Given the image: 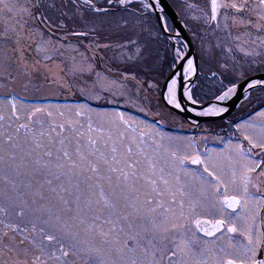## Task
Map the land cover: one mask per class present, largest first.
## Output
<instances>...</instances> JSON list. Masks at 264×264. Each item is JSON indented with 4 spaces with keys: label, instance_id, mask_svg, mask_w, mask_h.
Segmentation results:
<instances>
[{
    "label": "snow or ice",
    "instance_id": "6c2138e0",
    "mask_svg": "<svg viewBox=\"0 0 264 264\" xmlns=\"http://www.w3.org/2000/svg\"><path fill=\"white\" fill-rule=\"evenodd\" d=\"M191 7L189 4L188 8ZM14 8V4L0 0V14L5 11L12 13ZM221 9L225 10L222 18ZM227 10L234 12L229 14ZM22 12L27 19L19 22L18 30L13 29L14 35L0 34V69L7 73L10 81L14 79L8 72L12 64L23 66L24 74L30 77L24 52L31 43H35V52L38 56L43 54L41 59L45 61L52 58V52L60 49L78 53L83 59L76 62L75 57L72 58V75L92 74L96 59L99 58L103 62L107 53H111L109 59L121 64L143 62L149 72L157 67L161 59L166 60L168 75L163 77V83L148 81L147 87L160 90L166 102L167 115L172 117H175L177 112L184 111L200 117H219L229 111L227 102L234 98L241 96L243 102L248 101L253 92L264 94V38L256 37L245 41L253 45L250 48L239 47L245 57H251L243 64L232 55V46L229 43L240 39L233 37L230 27L247 28L252 25L258 30L264 28V23H260L264 22V0H253L251 4L249 0H210V16L204 10H201L200 16L177 12L180 17L178 24L165 14L160 0H28V6L24 7ZM240 13L254 14L258 22L253 25L252 21L238 15ZM189 19L197 22L203 20L208 27L203 29L201 34L200 31L194 30ZM153 20L155 23L151 22ZM218 31L227 34L216 36ZM209 36L215 40L214 44ZM70 37L80 39L74 44ZM79 44H84L85 51H80ZM88 53H91V56ZM217 53L220 72H212L213 78L219 76V91L214 97L215 103L201 111H195L189 105L200 103L193 94V88L196 86L193 83V77L197 73L196 58L199 56L203 61L205 58L215 57ZM149 60L152 61L153 68H148ZM36 63H40V60ZM115 72L122 80L96 72L93 90L79 89L85 103L63 106L29 104L32 111L28 115V123L19 124L17 134L24 130L25 136L31 135L33 143L39 148L41 143L38 137H42L44 132L37 133L34 127H30L41 124L39 120H33V117L42 112L51 116V111H48L51 108L74 107L77 109L76 116L95 112L97 116L112 124L118 122L129 132L135 133L139 130L141 142L153 135L162 141L180 139L169 136L161 128L153 127L133 115H126L121 111L99 112L89 106V100L98 103L101 99H106L104 93L127 100L129 97L124 91L127 81L132 80L138 85L137 94L140 91L139 86L146 82L132 69H116ZM51 81L60 87L65 86L58 75H53ZM96 86H99L98 91L94 90ZM24 87L27 89L29 84L25 83ZM181 89L187 104H182L178 98ZM5 102L11 107V116L20 120L17 103L26 102L17 98H6ZM107 102L114 101L109 99ZM173 109L177 112H173ZM137 111L145 116L149 115V109L144 107L137 108ZM156 115L162 117L160 112ZM259 115L264 116V112ZM4 119L5 116L0 113V122ZM156 123L159 124L160 121L157 120ZM63 127L60 125L61 131ZM236 127L239 130L241 125ZM89 128L92 130L91 124ZM120 138L123 139V133ZM12 139L9 136L4 144H0V264H49V261L52 264H69L68 257L79 256L83 251L77 229L86 223L85 209L81 207L79 196L74 202L75 208L71 207L63 195L67 189L63 184L54 185L50 177L60 180L66 174L65 168L71 176L72 169L78 165L68 160L67 151L63 152L67 164L61 163L59 156L54 162L51 159V151L43 153V156L49 158L46 161L39 157L34 158L31 148L12 144ZM244 140L248 141L249 147L245 149L242 144L235 146L238 159L233 164L231 177V183L236 184L235 166L238 165L240 194L224 197L222 200L216 196L215 193H218L221 186H225L226 181L225 177L215 170L212 150L206 149L203 154L197 152L179 157L173 152V158L179 159L182 168L185 163L202 167V171L198 168H184L186 174L199 183L200 196L190 197L187 204L181 200L178 210L165 208L164 212L169 215L159 221L155 217L150 218L149 226L144 229V234L139 239L130 237L131 243L126 240L123 248L117 249L118 260L105 262L102 258L92 256L89 259L98 261V264H162V261L157 259L159 252L166 254V264H215L213 238H222L226 231L227 234L243 237L242 241L230 244L235 250L236 258L230 259L228 264H264V220L259 225L256 224L260 211L264 210V139L257 142L245 135ZM252 149L260 151L254 153ZM77 154L79 155V152ZM257 155L261 158L256 159ZM80 159L84 158L81 156ZM101 159L104 164H110L107 159ZM112 162L118 163L115 157ZM258 169V182H254L251 174L256 173ZM108 170L116 169L109 166ZM91 171L97 174V182L110 180V177L101 174L96 165L91 166ZM92 179L93 177H86V180ZM250 185L255 189L254 192L249 190ZM217 202L222 207L217 208ZM145 203L150 205L152 200L147 199ZM226 210L228 219L224 218ZM150 212L155 213L156 209H150ZM215 212H219L220 218H213ZM189 220L195 225L196 233L201 236L198 237L194 233L192 239L184 237ZM237 221H243V224L237 226Z\"/></svg>",
    "mask_w": 264,
    "mask_h": 264
},
{
    "label": "rangeland",
    "instance_id": "374dc122",
    "mask_svg": "<svg viewBox=\"0 0 264 264\" xmlns=\"http://www.w3.org/2000/svg\"><path fill=\"white\" fill-rule=\"evenodd\" d=\"M167 1L176 12L181 14L200 16L202 15L201 10H204L210 16V0ZM7 2L14 4L15 8L12 13L5 11L0 14V34L14 35L13 29L18 30L19 22L27 19L22 9L28 6V0H7ZM252 2L253 0H249L250 4ZM189 4L192 5L191 8H188ZM227 11L229 14L234 12V10ZM224 12V9L220 10L221 18ZM238 15L246 17L253 22V25L258 22L254 14L240 13ZM151 22L155 23L154 20ZM189 23L194 30L200 31L201 34H203V29L208 27L203 20L197 22L189 19ZM229 25H231V21H229ZM221 26L223 27V21ZM212 27L214 28L215 25L213 24ZM229 30L233 37H240L239 40L234 39L229 43L232 46V55L243 64L251 57H245L239 47L250 48L253 45L245 43V41L256 37L264 38V28L258 30L250 25L247 28L243 26L230 27ZM226 34L220 31L215 33L216 36ZM79 39L70 37L74 44ZM209 39L212 40L213 44L215 43L212 36H209ZM84 43L86 44L87 40ZM35 47L36 44L31 43V46L24 52L30 77L24 74L23 66L17 64H12L8 69L14 78L11 81L7 78V73L0 69V113L5 116L4 121L0 122V144H4L11 136L13 138L12 144H20L26 149L31 148L34 158L39 157L46 161L49 158L43 156V153L51 151L53 154L51 159L54 162L59 156L60 162L67 164L68 161L63 156V152L67 151L68 160L77 163L78 167L72 169L73 175L69 176L67 174L68 169L65 168L66 174L60 180L50 177L53 179L54 185L63 184L64 188L67 189L63 195L71 207L75 208L74 202L79 196L81 207L85 209L86 223L77 229L79 239L82 242L80 247L83 251L79 256L68 257L69 264H98V261L90 260V256L102 258L105 262L118 260L117 249H122L126 240L131 243L130 237L139 239L144 234V229L149 226L150 218L155 217L159 221L165 215H169L164 212L165 208L178 210L181 200L187 204L190 197L198 198L200 196L199 183L186 174L184 168H198L202 171V167L185 163L184 168H182L179 159L173 158V152L179 157L197 152L203 154L206 149L212 150L215 170L221 173L226 181L225 186H221L218 193H215L216 196L221 200L223 197L240 194L238 165L235 166L237 183H231L233 164L238 159L235 146L242 144L245 149L249 147L248 141L244 140L245 135L257 142L264 139V116L259 115L264 112V94L253 92L248 101L241 102L239 107L225 119L191 125L179 115L175 117L167 115L166 107L160 98V90L147 87L148 81L162 84L163 77L168 74L166 60L161 59L155 68H153L152 61L149 60L147 62L148 68H153L149 72L144 67L143 62L125 65L109 59L111 53H107L103 62L99 58L96 59L92 74L81 75L77 73L72 75L71 69L74 63L72 58L75 57L76 62L83 59L78 53L60 49L52 52V58L45 61L41 59L43 54L37 55ZM79 48L80 51H85L84 44H79ZM161 54L163 55L162 48ZM88 55L91 56V53ZM218 59V53L215 57L205 58L203 61L197 56V73L193 79L196 86L193 89V94L200 103L206 102V100H201H204L208 95L212 94L211 96L215 97L213 89L219 87V76L213 78L212 72L216 71L218 74L220 72ZM37 60H40V63L37 64ZM33 65L35 70H33ZM116 69L135 70L137 76L146 81L139 86V94H137L138 85L129 80L124 89L129 99L125 100L104 93L106 99H101L98 103L89 100V106L99 112L121 111L126 115H133L138 120H144L153 127L161 128L169 136L180 139L162 141L153 135L141 142L139 130L135 133L129 132L118 122L112 124L97 116L95 112H85L82 116H76L77 109L74 107L51 108L48 109L52 113L51 116L47 115V112H42L33 117V120H39L41 124L30 125V127H34L37 133L44 132L42 137H38L41 143L39 148L33 143L31 135L25 136L24 130H20L17 134L18 125L28 123V115L32 111L31 107L28 106L29 104L47 103L63 106L65 104L85 103L79 89L93 90L96 72L112 79L122 80V77L116 74ZM53 75L61 77L65 86L60 87L53 83L51 81ZM25 83L29 84L27 89L24 87ZM102 83L106 84L107 82L102 81ZM94 90L98 91L99 86H96ZM6 98H17L26 102L17 103L20 120L11 116V107L5 102ZM109 99L114 102L108 103L107 100ZM139 107L149 109V115L145 116L142 112L137 111ZM157 112H160L162 117L157 116ZM157 120L160 121L159 124L156 123ZM89 124H91L92 130H90ZM60 125L64 126L63 131H61ZM237 125H241L239 130H237ZM145 132L147 133V130ZM121 133H123V139L120 138ZM187 137L192 139H186ZM5 146L7 147V145ZM58 149L59 151H57ZM252 151L259 153L260 150L252 149ZM81 156L84 158L83 160L80 159ZM101 157L107 159L110 164H104ZM113 157L118 163L112 162ZM255 158L260 159L261 157L257 155ZM92 165H96L101 174L110 177V180L105 179L97 182L95 180L97 174L91 171ZM128 165H132V167ZM109 166L116 170L109 171ZM258 172L259 169L256 173L251 174L254 182H258ZM86 177H93V179L86 180ZM77 185L79 186L77 187ZM249 190L255 191L251 185ZM147 199H151L152 204H146L145 200ZM216 207L219 208L222 205L217 202ZM153 208L156 209L155 213L150 212V209ZM213 218H220L219 212L213 213ZM224 218L228 219L227 210ZM262 220H264V210L260 211L256 224L259 225ZM242 224L243 221H237V226ZM193 226L194 224L189 220L187 230L184 233L186 239H192L194 233L196 236H200ZM213 239L215 240V264H224L226 260L236 258L235 250L230 244L235 241H242L243 237L238 234H227L225 231L222 238ZM35 255H39V253H35ZM157 259L161 260L162 264H166V254L162 255L158 252ZM49 264L52 262L49 261Z\"/></svg>",
    "mask_w": 264,
    "mask_h": 264
},
{
    "label": "water",
    "instance_id": "95a60500",
    "mask_svg": "<svg viewBox=\"0 0 264 264\" xmlns=\"http://www.w3.org/2000/svg\"><path fill=\"white\" fill-rule=\"evenodd\" d=\"M160 3L162 7L165 9V14L168 15L169 19L174 22H179L180 18L177 16L176 10L169 4L167 0H160ZM196 65H198L197 58H196ZM168 75V74H167ZM196 76V75H195ZM193 77V79L195 78ZM163 83V82H162ZM182 89L178 92V98L180 99L182 104H187V101L184 100L183 94H182ZM160 98L162 101V104L166 107V102L163 100L162 95L160 94ZM242 97L238 96L234 98L233 100L227 102L229 111L224 113L222 116L219 117H200V116H195L192 112H177V110L173 109V112H177V115H179L182 119H185V121L189 122L191 125H197L200 122H209V121H219L220 119H225L227 118L228 115L231 114L233 110H235L239 103L241 102ZM215 103V99H209L208 101L204 103H199L198 105H189L192 107L195 111H201L203 108L208 107L209 105ZM218 106H223V105H218ZM224 198V197H223ZM221 198V200L223 199ZM194 230L196 231L195 225L193 226ZM201 235L200 233H198ZM229 260H226L224 264H228Z\"/></svg>",
    "mask_w": 264,
    "mask_h": 264
},
{
    "label": "trees",
    "instance_id": "16d2710c",
    "mask_svg": "<svg viewBox=\"0 0 264 264\" xmlns=\"http://www.w3.org/2000/svg\"><path fill=\"white\" fill-rule=\"evenodd\" d=\"M194 89V88H193ZM213 91H214V95H216V94H218V91H219V87H216L215 89H213ZM212 95V94H211ZM211 95H208V96H206V98H204V100H201V101H207L208 99H211V98H214V96H211ZM258 101V100H257ZM257 101H255V102H257ZM255 104V103H254ZM259 107V106H258ZM241 119V118H240Z\"/></svg>",
    "mask_w": 264,
    "mask_h": 264
}]
</instances>
